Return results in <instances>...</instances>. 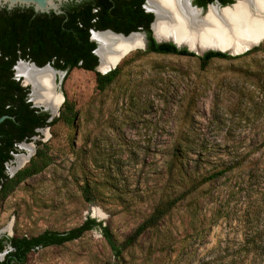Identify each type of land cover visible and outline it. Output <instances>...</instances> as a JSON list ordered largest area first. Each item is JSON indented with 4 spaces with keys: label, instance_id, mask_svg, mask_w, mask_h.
I'll list each match as a JSON object with an SVG mask.
<instances>
[{
    "label": "rangeland",
    "instance_id": "374dc122",
    "mask_svg": "<svg viewBox=\"0 0 264 264\" xmlns=\"http://www.w3.org/2000/svg\"><path fill=\"white\" fill-rule=\"evenodd\" d=\"M257 46L261 49L236 59L212 58L203 68L196 57L136 56L143 50L138 48L121 60L119 74L103 91L95 89L93 71L61 72L56 91L73 103L76 118L72 125L42 128L25 143L34 148L30 157L46 143L51 161L0 203V235L62 232L91 217L118 242L124 240L162 193L172 191L169 160L175 144L190 147V167L199 158L201 172L230 158L228 153L253 150L251 198L264 208V39ZM18 151L27 155L22 147ZM13 161L6 164L9 175L29 160L12 171ZM213 190L222 195L224 185L216 182ZM203 201L201 208H210ZM183 208L176 207L159 231L127 249L124 260L196 264L207 259L208 247L228 229L214 226L201 238L182 241L190 231ZM260 216L264 223V211ZM16 264L117 263L100 231L92 229L60 245L30 250Z\"/></svg>",
    "mask_w": 264,
    "mask_h": 264
},
{
    "label": "trees",
    "instance_id": "16d2710c",
    "mask_svg": "<svg viewBox=\"0 0 264 264\" xmlns=\"http://www.w3.org/2000/svg\"><path fill=\"white\" fill-rule=\"evenodd\" d=\"M144 1H68L61 6L60 14L52 11L36 13L31 7L0 9V115H9L0 122V203L19 183L40 172L51 161L47 144L39 143L28 163L8 177L4 172V162L11 159V152H16L15 144L28 141L38 134V129L57 122L72 125L77 114L67 98L61 104L58 116L51 120L48 112L32 106L27 95L29 88L13 76L12 66L18 59L31 60L38 66L49 63L54 69L65 70L66 74L73 68L93 71L95 89L103 91L117 77L121 66L104 74L95 70L98 58L93 52L96 43L90 39V30L111 29L124 35L144 30L147 48L136 50L134 55L154 52L196 57L201 68L212 58L236 59L261 49L255 46L235 56L209 50L199 56L186 48H177L171 42L158 43L149 28L153 14L143 9ZM213 1L192 2L205 9ZM217 1L220 5L233 2ZM189 150L186 145L175 144L172 147L169 160L173 175L172 191L162 193L150 213L124 240L118 242L106 225L87 217L80 225L62 232L44 230L31 237L2 235L0 251L7 244L11 249L0 264L23 263L30 250L60 245L92 229L100 231L117 264H129L124 260V252L145 234L159 231L165 217L182 205L190 230L182 241L201 238L204 230H211L214 226L228 229L224 237H219L208 247V258L196 264H264V223L260 222L264 208L260 204L253 205L251 198L254 176L250 156L253 150L228 153L230 158L202 172L198 170L199 158L190 167ZM219 181L224 185L222 195L220 191L213 190V185ZM82 193L88 199L87 184L82 186ZM202 201L210 204V208H201Z\"/></svg>",
    "mask_w": 264,
    "mask_h": 264
},
{
    "label": "bare ground",
    "instance_id": "6f19581e",
    "mask_svg": "<svg viewBox=\"0 0 264 264\" xmlns=\"http://www.w3.org/2000/svg\"><path fill=\"white\" fill-rule=\"evenodd\" d=\"M187 2L188 0H147V9L156 12L154 31L158 33L169 31L172 36L182 38L184 42L194 44L196 41L197 45L202 44L200 48H221L236 53L264 39V0H236L231 7L220 10L209 6L207 14L202 18L197 15V11L188 6ZM94 36L102 43L101 49L98 50L100 71L106 70L112 60L109 50L120 53L127 49L133 51L142 48L138 34H132L123 40L104 34ZM23 63L19 61L16 65L17 76L24 77V81L32 84L35 79H41L43 84L41 85L43 90H36L32 96L33 102L45 104L57 111L62 103V96L56 91L55 78L58 73H54V78L51 75L54 81L53 93L48 88L50 75L47 72L37 75ZM21 147L27 151V155L20 154L15 157L16 167L11 168L12 171L28 161L34 151L32 144H22Z\"/></svg>",
    "mask_w": 264,
    "mask_h": 264
},
{
    "label": "water",
    "instance_id": "95a60500",
    "mask_svg": "<svg viewBox=\"0 0 264 264\" xmlns=\"http://www.w3.org/2000/svg\"><path fill=\"white\" fill-rule=\"evenodd\" d=\"M68 1L79 2L80 0H0V9L1 8H6V9L10 10V9L15 8V7H31L33 9V11L36 12V13H49L50 11H52L55 14H60V13H62L61 6L63 5V3L68 2ZM235 2H236V0H233L232 3L227 4V5H219L218 3H216V2L214 3L213 2V3L207 4L205 9H203L202 7L193 5L191 3V0H188L187 4H188V6L191 9L197 11V15L202 18V17H204L207 14V10H208L209 6H214L217 9L220 10V9H224V8H227V7H231ZM144 7H145L146 10L151 11L152 14H153V19H152V21H151V23L149 25V28L151 30L152 37L158 43L171 42L177 48H186L188 51H191V52H193V53H195L196 55H199V56L203 55L204 52L209 51V50H211V51H219V52H223V53H226L228 55H232L233 56V55H238V54L244 53L247 50H249V49L253 48L254 46L258 45V44H253L251 46H247V48H245L240 53L232 52L231 50L221 49V48H212V47L200 48L202 46V44H200V46H199V45L196 44V43H198L196 41H194V44H190L188 42H184L182 40V38L179 39V38H177L175 36H172L169 31L166 32V33H158L156 31H154L153 26H154V23H155V20H156V12L153 11V10L147 9V0H145V6ZM96 34H101V35L104 34V35H107V36H113V37H117L118 39H122V40L128 38L132 34H138L139 35V39H140V44L142 45V48H140V49L145 50L147 48V39H146V35H145L144 32L133 31V32L128 33L127 35H124L122 33L114 32L111 29L90 30V39L93 40L96 43V47H95L93 52L98 58V63L96 65V67H95V70L98 71L101 74L107 73L110 70L115 69L117 67V65L119 64V62L121 61L120 59L124 58L131 51H129V49H127L126 51H122L120 53H118V51H116V53H115V50H109L108 52H111L110 54H112V60L110 61L109 65H108V68L106 70L100 71L99 70L100 57H99V54H98V50L101 49L102 43H101V41L99 39H97L94 36ZM19 61H22V60H19ZM19 61H17V62H19ZM26 64H28V66L32 69L33 73H36L37 75H39V74H41L43 72H45V73L47 72V74L50 75L48 88L54 93V87H53L54 86L53 85L54 81L51 78L52 77L51 75H53V78H54V73H58L57 76L59 75V77H60L61 72L58 71V70H55L49 64H44L42 66H37L33 62H29V63L26 62ZM15 76L18 77L16 74H15ZM24 79L25 78L22 77V84L24 86H28V88H29L28 100L31 102L32 106H34L36 108H40L41 110L48 112L49 120H51L54 117L58 116L59 109L57 111H54V109L52 107L47 106V105L42 104V103H35L32 100V98H33L32 96L34 95L36 90L43 88L41 86V85H43L42 81H40L41 79H35V82H34L35 84L34 83L32 84L31 82H28V81H24ZM60 81H61V79L59 78L58 83H60ZM63 101H64V97L62 96V103H63ZM5 117H6L5 115L0 116V122ZM38 130H40V129H38Z\"/></svg>",
    "mask_w": 264,
    "mask_h": 264
},
{
    "label": "flooded vegetation",
    "instance_id": "af4514ba",
    "mask_svg": "<svg viewBox=\"0 0 264 264\" xmlns=\"http://www.w3.org/2000/svg\"><path fill=\"white\" fill-rule=\"evenodd\" d=\"M192 1H193V0H191V3L193 4ZM213 2H214V3L216 2V3H218V4L220 5V3H219L217 0H214ZM213 2H211V3H213ZM208 4H209V3H208ZM193 5H194V4H193ZM144 6H145V1H144L143 5H142L143 9H144L145 11H147V12H151V11L146 10ZM149 10H150V9H149ZM151 13H152V12H151ZM140 32H144L145 35H146V32H145L144 30H141ZM147 43H148V41H147ZM19 60H22L24 63H26V62H28V63H29V62H33V61H31V60H24V59H18L17 61H19ZM17 61H16V62L14 63V65L12 66V69H13V76H14V78H16V79H20V82H21V84H22V77H21V76H18V77L15 76V74H16V70H15V68H16V65L18 64ZM24 63H23V64H24ZM33 63H34V62H33ZM34 64H36V63H34ZM45 64H49V63H45ZM27 65H28V64H27ZM36 65H37V64H36ZM49 65H50V64H49ZM37 66H38V65H37ZM55 70H58V69H55ZM58 71H60V72H65V70H58ZM65 73H66V72H65ZM16 75H17V74H16ZM58 77H59V75L56 76V78H55V83H58V80H59ZM22 85H23V84H22ZM23 86H24V85H23ZM27 87H28V86H27ZM27 95H28V94H27ZM3 115L6 116L5 118L9 117V115H7V114H3ZM0 116H2V115H0ZM5 118H4V119H5ZM4 119H3V120H4ZM3 120H2V121H3ZM2 121H1V122H2ZM45 128H47V127H45ZM40 129H42V128H40ZM26 142H28V141L24 140V141H20V142H18V143L15 144L16 152H11V155H12V156H11V159H9V160H7L6 162H4V172H5V174H7V172H6V164H7L8 162H10L13 158H14V161H13V162L15 163V157H16L17 155H20V154H18V152H19V151H18L19 148L21 147V145H22L23 143L25 144ZM25 163H26V162H25ZM25 163H24V164H25ZM27 163H28V162H27ZM27 163H26V164H27ZM24 164H23V165H24ZM26 164H25V165H26ZM23 165H22V166H23ZM25 165H24V166H25ZM24 166H23V167H24ZM20 167H21V166H20ZM20 167H18V168H20ZM21 168H22V167H21ZM21 168H20V169H21ZM18 170H19V169H18ZM15 173H16V172H15ZM15 173H14V174H15ZM14 174H12V175L7 174V175H8V177H12ZM1 236H2V235H0V237H1ZM5 236L10 237V235H5ZM13 236H14V235H13ZM10 249H11V247H10L8 244L5 245V246L3 247V249L0 251V256H1V258H0V262L5 258L6 253H7Z\"/></svg>",
    "mask_w": 264,
    "mask_h": 264
}]
</instances>
